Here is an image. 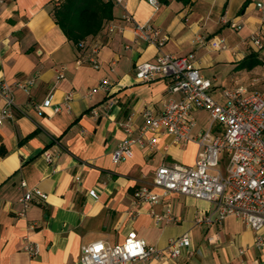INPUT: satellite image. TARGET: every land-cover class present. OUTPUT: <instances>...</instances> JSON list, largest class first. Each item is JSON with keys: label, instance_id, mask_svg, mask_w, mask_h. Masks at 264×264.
Instances as JSON below:
<instances>
[{"label": "crops", "instance_id": "obj_1", "mask_svg": "<svg viewBox=\"0 0 264 264\" xmlns=\"http://www.w3.org/2000/svg\"><path fill=\"white\" fill-rule=\"evenodd\" d=\"M110 1L113 17L80 47L53 16L60 0L0 4V82L35 80L30 92L15 90L16 118L0 126V264H80L83 245L98 240L123 243L131 231L158 248L184 234L192 242L176 259L133 264H264V247L254 245L255 233L241 219L231 215L215 225L197 221L214 210L209 201L176 192L163 195L162 189L152 187L161 195L157 203L135 202L137 190L152 183L160 165H194L197 142L178 143L160 132L155 146H134L132 157L120 163L112 160L126 136L122 121L133 116L138 128L145 123L146 108L162 112L169 98H179L168 92L165 77L147 82L135 78V65L154 61L158 50L135 38L125 14L167 33L165 52L194 53V65L213 83L210 93L224 102V89L261 88L264 53L251 37L255 33L264 45V9L258 7L264 0H159L158 9L147 0H125L122 5ZM226 20L240 23V29H233ZM110 24L122 30L110 33ZM220 38L225 39V48L211 43ZM95 46L100 68L88 60ZM251 53L261 62L245 68L241 63ZM63 66L65 77L58 79ZM104 78L112 84L110 94L97 88ZM91 89L96 90L88 95ZM69 92L73 99L67 109ZM48 98L52 104L39 112L36 105ZM56 106L62 107L60 112L54 111ZM193 115L196 137L210 129L211 119L205 109H195ZM212 130L218 133L223 128L215 124ZM47 149L54 155L51 163L43 155ZM22 180L48 196L34 197L25 218L18 215ZM168 210L172 219L157 222L156 215ZM32 224L35 229L30 228ZM25 235L40 246L35 258L23 249Z\"/></svg>", "mask_w": 264, "mask_h": 264}, {"label": "built area", "instance_id": "obj_2", "mask_svg": "<svg viewBox=\"0 0 264 264\" xmlns=\"http://www.w3.org/2000/svg\"><path fill=\"white\" fill-rule=\"evenodd\" d=\"M122 5L125 0H113ZM156 9L159 8V0H147ZM4 0H0V4ZM258 7L264 9L263 3ZM124 20L132 24L133 34L136 39L143 40L154 45L158 54L154 61L138 62L135 65V78L139 81H152L158 77L168 79V92L179 95V98L171 97L164 105L162 112H156L152 108H146L143 112L145 123L136 126L133 116L120 123L126 133L112 154L114 163H120L133 156V147L145 148L147 145L155 146L160 132L171 135L178 143L197 142L199 151L194 165L162 164L156 171L150 185H142L136 192V203H157L161 197L153 192L152 187L163 190V195L172 192L202 199L214 204V210L208 214L199 216V223L209 225L222 224L228 216H236L247 224L255 233L254 245L262 249L264 247V78L260 80L261 88L250 90L245 86L234 89H224V102H220L211 93L212 81L205 77L201 70L194 65L195 54L176 56L165 52L163 47L170 37L167 33L156 27L151 22L141 23L133 15L126 13ZM230 27L240 29V23L234 20H226ZM122 30L116 24H110L108 31L113 33ZM255 46L263 47L262 39L255 33L251 37ZM224 38L212 39L211 43L218 48ZM201 42H203L201 40ZM82 46L85 42L82 41ZM99 47L95 46L93 54L88 57L89 62L100 68L101 63L96 57ZM78 62H81L79 59ZM63 66L59 71L58 79L65 77ZM33 78H25L15 83L0 82V95L3 104L0 106V126L16 118L15 90L22 89L30 92L34 86ZM107 94L111 93L112 84L108 78L101 80L97 87ZM96 89L87 92L92 94ZM73 92L65 96V105L70 109ZM52 102L48 98L42 105H36V109L42 112V106H49ZM112 103L109 105L111 106ZM61 106L54 108L60 112ZM205 109L210 114V129L199 136H193L195 127L193 111ZM96 113V112H94ZM215 124L223 128L215 133L212 129ZM148 132L153 134L148 137ZM43 155L47 162L54 160L50 150H45ZM226 160L225 172L221 165ZM80 181L81 177L76 176ZM23 193L19 199L21 209L18 215L27 216L30 203L34 197L47 199V193L39 188H28L27 181H21ZM172 219L171 211L156 215L159 222L163 218ZM35 229L36 225H30ZM23 249L30 258H35L40 253V246L29 235L23 237ZM191 238L188 234L170 239L165 248L148 245L146 241L138 237L135 231H131L123 243L109 244L103 240L94 241L81 247L80 264H133L137 261L151 259L164 260L176 259L182 255L184 249H190Z\"/></svg>", "mask_w": 264, "mask_h": 264}, {"label": "trees", "instance_id": "obj_3", "mask_svg": "<svg viewBox=\"0 0 264 264\" xmlns=\"http://www.w3.org/2000/svg\"><path fill=\"white\" fill-rule=\"evenodd\" d=\"M114 4L110 0H60L52 13L66 36L79 47L88 36L99 33L104 23L113 17ZM256 53L241 63L251 68L260 63Z\"/></svg>", "mask_w": 264, "mask_h": 264}, {"label": "rangeland", "instance_id": "obj_4", "mask_svg": "<svg viewBox=\"0 0 264 264\" xmlns=\"http://www.w3.org/2000/svg\"><path fill=\"white\" fill-rule=\"evenodd\" d=\"M261 49H263V53H264V45H263V47L261 48ZM225 165H226V163H225V161L222 163V165H221V167L225 170Z\"/></svg>", "mask_w": 264, "mask_h": 264}]
</instances>
